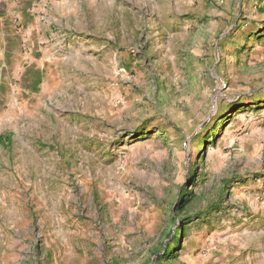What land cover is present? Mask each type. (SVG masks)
Returning <instances> with one entry per match:
<instances>
[{"label":"rangeland","instance_id":"1","mask_svg":"<svg viewBox=\"0 0 264 264\" xmlns=\"http://www.w3.org/2000/svg\"><path fill=\"white\" fill-rule=\"evenodd\" d=\"M53 32L0 121V264H264V0H74Z\"/></svg>","mask_w":264,"mask_h":264},{"label":"crops","instance_id":"2","mask_svg":"<svg viewBox=\"0 0 264 264\" xmlns=\"http://www.w3.org/2000/svg\"><path fill=\"white\" fill-rule=\"evenodd\" d=\"M74 0H0V121L35 104L37 86L56 57L53 30ZM0 144L6 136H0Z\"/></svg>","mask_w":264,"mask_h":264},{"label":"trees","instance_id":"3","mask_svg":"<svg viewBox=\"0 0 264 264\" xmlns=\"http://www.w3.org/2000/svg\"><path fill=\"white\" fill-rule=\"evenodd\" d=\"M0 140H1V138H0Z\"/></svg>","mask_w":264,"mask_h":264}]
</instances>
